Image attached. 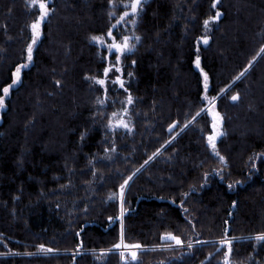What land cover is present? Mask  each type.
<instances>
[{
	"label": "trees",
	"instance_id": "1",
	"mask_svg": "<svg viewBox=\"0 0 264 264\" xmlns=\"http://www.w3.org/2000/svg\"><path fill=\"white\" fill-rule=\"evenodd\" d=\"M113 1L53 0L29 62L39 6L0 0V96L28 65L0 107V264H99L122 207L124 242L141 248L103 264H224L223 238L230 264H264V0H149L124 59L131 84L106 105L92 37L112 29ZM213 97L224 162L208 142ZM123 107L131 131L110 125Z\"/></svg>",
	"mask_w": 264,
	"mask_h": 264
},
{
	"label": "snow or ice",
	"instance_id": "2",
	"mask_svg": "<svg viewBox=\"0 0 264 264\" xmlns=\"http://www.w3.org/2000/svg\"><path fill=\"white\" fill-rule=\"evenodd\" d=\"M141 2H142V0H132L130 5H125L126 8L130 7L131 11L130 12L129 11H124L123 14L120 16L119 20H117L116 25H113V27H116L117 25L121 24L122 22H125L126 18L129 17L130 15H135L137 13V11H138V8L141 5ZM218 2H219V0H216V2L213 3V5H212L213 8L216 7V3H218ZM32 3L33 4H37L39 6L40 16H39V18L36 21H34L30 25L32 33H33V36H32V43L29 44L28 47H27V61H29V62H31L32 59H33V55H32V53H33V45L36 44V42L39 39L40 34H41V23L43 22L45 17L48 15V11H49L45 0H32ZM220 16H221V13L219 11H217L215 16L210 17L209 19H206L204 21L205 27L208 26L210 21L217 20ZM107 36L112 38V42L107 44V48H108L109 54L111 55L113 52L117 53L116 62L119 63L121 56L126 51H131V48L134 47V45H130V43H129L131 37L123 36L122 40L120 42H117V39H116L115 36H113V32L111 30L108 31ZM135 39L139 40L140 37H136ZM92 40L97 41L99 43H104L103 37L93 36ZM203 42L205 44H207L208 43V39L206 37H204L203 38ZM261 52H264V49H261ZM195 63H196V66L199 68L200 67V58H199V56H197ZM27 66H28L27 64H21V65L17 66L16 71L14 73L15 79L12 80L11 84H9L8 86H6V87H4L2 89L3 95L0 96V107L4 106V97H6L9 94L10 89L15 84H17L20 81L21 70L23 68L27 67ZM113 68H115L116 72L120 71L119 68H116L115 65H112V66L106 67L104 69V76L107 77L109 72L113 71ZM240 75L242 76V75H244V73H241ZM93 79H95V78H93ZM237 79H239V77H237ZM96 82L98 84H100V85H105L106 84V80L105 79H98V80H96ZM113 83L114 84L118 83L121 88H124V81L119 76L116 77V79L113 81ZM208 86H209L208 85V75H207V73H204V90H205V93L208 90ZM204 99L207 100L208 97L205 95ZM231 99L233 101H236V100L239 99V95L238 94L237 95H233L231 97ZM214 100H215V97L212 98V101H214ZM212 101H210L209 103H212ZM101 103H103V101H101ZM127 103L128 104H132L133 103V100H132V97H131L130 94H129L128 98H127ZM212 109H214V104L212 105V108L209 109V111L212 112V116H213L212 127H213V129H216L217 125L220 123L221 117H220V114L218 112H215ZM202 111H204V110L202 109ZM124 113H125V115L127 114V109H124ZM199 115H200V113H197V116H199ZM112 116L113 117H117L118 114L114 112V113H112ZM195 119H196V117H193V120H195ZM110 125H111V121H110ZM117 126L127 128L128 124L123 119H119L117 121ZM221 134L222 133L216 132L214 135H210L208 137V142H209L212 150L215 152V154L220 157L221 162H224V157L220 156V153L216 150V143H215L216 136L217 135H221ZM153 155H155V153ZM149 159H151V157H149ZM145 163H147V161H145ZM137 171H139V169H137ZM133 175H135V173H133ZM131 179H132V177L129 176L128 179H126L124 181V184H122L120 186V188H121V198L123 197L124 187L128 184L129 180H131ZM123 215H124V210H123V207H122L121 215H120V218H121L120 243L114 245V247L115 248H121L123 246L124 248L129 249V255L131 256V259L132 260H136V258H137V251L136 250L140 249L141 245H139V244H126L124 242V227H123V220H122ZM162 238L163 239L174 240L177 244H181L182 243L181 239L178 236H175V235H173L171 233L165 234V236L162 237ZM256 238L258 240L264 241V234H259ZM220 243H221L222 246H226V248H227V252L225 254L224 264H230V255L232 253V240L231 239H227V238H223V239H221ZM188 247H192V245L189 244ZM41 248H43V245H41ZM122 255H123V253H122Z\"/></svg>",
	"mask_w": 264,
	"mask_h": 264
},
{
	"label": "rangeland",
	"instance_id": "3",
	"mask_svg": "<svg viewBox=\"0 0 264 264\" xmlns=\"http://www.w3.org/2000/svg\"><path fill=\"white\" fill-rule=\"evenodd\" d=\"M148 1L149 0H142L141 5L138 8V11H137V13L135 15H130L129 17L126 18L125 22H122L121 24L117 25L116 27H112V29H111V31L113 32V36H115L116 39H117V42H120L122 40L123 36H129V37H131V39L129 41L130 45H134V47L131 48V51H126L121 56L119 63L116 62L117 53L113 52L110 55L109 51H108V48H107V44L112 42V38L111 37H108L107 34H105V35L99 36V37H103L104 43H99L97 41H94V43L99 48L100 54H101V56L103 58V61L105 63V68L106 67H110L112 65H115L116 68L120 69L119 72H116L115 68H113V71L109 72L107 77L104 76V70H103V72H102L100 77L95 78V79H91L90 78V82H91L92 86L99 85V86H101L104 89L105 94L101 98V100L103 101V104L109 105V104H112L113 102L116 101V97L114 95H112L111 92H110L111 90L115 89L116 91H118L120 89H123L125 91H128V88H129V86L131 84V81H130L131 77H130L129 74L127 75V72H126V69H125V65H124V59H125V57L128 54L132 53L136 49V47L138 45V40L135 39L136 37H138L137 29H138V26H139V24L141 22V19H142V16L144 14V10H145V7H146V4L148 3ZM45 2L47 4V6L50 7V5L52 4L53 0H47ZM131 2H132V0H115V1L112 2V4H111V14H112V17H113V25H116L117 20H119L120 16L123 14L124 11H129V12L131 11L130 7L129 8L125 7V5H130ZM211 22H213V21H211ZM210 24L211 23H209L208 26H207L208 33L212 29ZM38 40H37V42H38ZM117 76H119L124 81V88H121L118 83H116V84L113 83V81L116 79ZM98 79H105L106 80V84L105 85L98 84L96 82V80H98ZM239 100H240V96H239ZM217 101H218V99L215 100L214 102H212L209 105V107L206 109L208 111L209 116L211 117L212 120H213L212 112L209 111V109L212 108V105L214 104V109H212V110L219 113L218 108H217ZM123 104H124V107H126L127 105L130 106V104H128L127 101H124ZM124 107L117 110L116 113L118 114V116L117 117H113V122H112L111 125H112L113 128L118 129V130L131 131L132 128H133L132 119L129 118L128 111H127V114L125 115ZM220 117H221L220 123L217 125L216 129H213V133L211 134V135H214L216 132L222 133L221 135H217L216 136V139H215L216 146H217L218 141L220 140V138L225 133V131H224V120H223V117L221 116V114H220ZM119 119H123L128 124V127L125 128V127L117 126V121ZM263 243H264V241L257 239V246H262ZM174 244H175L174 247L179 245L175 241H174ZM138 250H136V251L138 252ZM113 251L114 252H121V254L123 253V259H126L127 256H130L129 255V249H126L123 246L121 248H118L117 250H113ZM113 251H111V252H113ZM111 252L107 251L106 254L104 252H101V253L99 252L98 254H101V255H98V256L95 257L96 262H98L99 264H103L104 261L107 258V255H109ZM253 261H255V260H253ZM253 261H250L247 264H253Z\"/></svg>",
	"mask_w": 264,
	"mask_h": 264
},
{
	"label": "water",
	"instance_id": "4",
	"mask_svg": "<svg viewBox=\"0 0 264 264\" xmlns=\"http://www.w3.org/2000/svg\"><path fill=\"white\" fill-rule=\"evenodd\" d=\"M218 3H219V2H218ZM218 3H216V6L218 5ZM46 17H47V16H46ZM46 17H45V18H46ZM44 20H45V19H44ZM238 101H239V99H238V100H236V101H233V100H232L231 102H232V104H236ZM176 125H177L176 123H175V124H173V125L170 127V129H171V130H170V129H169V130H170V131H174V130H175V127H176Z\"/></svg>",
	"mask_w": 264,
	"mask_h": 264
},
{
	"label": "bare ground",
	"instance_id": "5",
	"mask_svg": "<svg viewBox=\"0 0 264 264\" xmlns=\"http://www.w3.org/2000/svg\"><path fill=\"white\" fill-rule=\"evenodd\" d=\"M128 251V250H127Z\"/></svg>",
	"mask_w": 264,
	"mask_h": 264
}]
</instances>
